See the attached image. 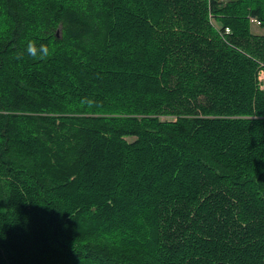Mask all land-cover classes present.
<instances>
[{
    "label": "trees",
    "instance_id": "obj_1",
    "mask_svg": "<svg viewBox=\"0 0 264 264\" xmlns=\"http://www.w3.org/2000/svg\"><path fill=\"white\" fill-rule=\"evenodd\" d=\"M251 18L264 0H0V264H264Z\"/></svg>",
    "mask_w": 264,
    "mask_h": 264
},
{
    "label": "rangeland",
    "instance_id": "obj_2",
    "mask_svg": "<svg viewBox=\"0 0 264 264\" xmlns=\"http://www.w3.org/2000/svg\"><path fill=\"white\" fill-rule=\"evenodd\" d=\"M219 1L227 3V2H229L231 0H219ZM213 22H214L215 26H217V27L221 26L217 21L214 20ZM250 30H251L252 34H254V35L255 34L264 35V29L261 28L260 26L255 25L254 23H251ZM261 84L262 85L264 84V77H263V80H262ZM263 88H264V86H263ZM126 139L128 141H130V142L134 140L133 138H126Z\"/></svg>",
    "mask_w": 264,
    "mask_h": 264
},
{
    "label": "bare ground",
    "instance_id": "obj_3",
    "mask_svg": "<svg viewBox=\"0 0 264 264\" xmlns=\"http://www.w3.org/2000/svg\"><path fill=\"white\" fill-rule=\"evenodd\" d=\"M211 20H212V23L214 24V20H213V18L211 17ZM251 20V23H254L255 25H257V26H260V22L257 20V19H255V18H251L250 19ZM214 26H215V24H214ZM219 31H220V29H221V27L219 26V27H217V26H215ZM227 30L229 31V33H230V30H229V28H224V31H223V33L220 31V33L222 34V35H226V34H229V33H227ZM260 71H264V66H262L260 69H259V71H258V73L260 72ZM259 88L260 89H264V88H262V86L260 85L259 86Z\"/></svg>",
    "mask_w": 264,
    "mask_h": 264
},
{
    "label": "built area",
    "instance_id": "obj_4",
    "mask_svg": "<svg viewBox=\"0 0 264 264\" xmlns=\"http://www.w3.org/2000/svg\"><path fill=\"white\" fill-rule=\"evenodd\" d=\"M227 33H229L228 30H227ZM263 77H264V71H260V72L258 73V81H259L260 83H262ZM261 86H262V88H263L264 84H263V85L261 84Z\"/></svg>",
    "mask_w": 264,
    "mask_h": 264
},
{
    "label": "clouds",
    "instance_id": "obj_5",
    "mask_svg": "<svg viewBox=\"0 0 264 264\" xmlns=\"http://www.w3.org/2000/svg\"><path fill=\"white\" fill-rule=\"evenodd\" d=\"M32 50V48H31V45L29 46V51H31ZM45 51H46V49H45Z\"/></svg>",
    "mask_w": 264,
    "mask_h": 264
}]
</instances>
